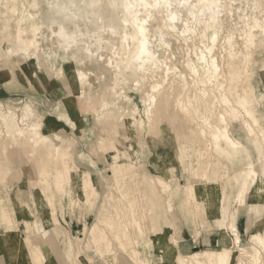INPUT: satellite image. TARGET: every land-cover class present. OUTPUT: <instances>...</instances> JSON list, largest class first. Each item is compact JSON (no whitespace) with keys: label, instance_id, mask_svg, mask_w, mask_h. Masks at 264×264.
<instances>
[{"label":"rangeland","instance_id":"1","mask_svg":"<svg viewBox=\"0 0 264 264\" xmlns=\"http://www.w3.org/2000/svg\"><path fill=\"white\" fill-rule=\"evenodd\" d=\"M16 1L0 0V80L9 79L5 92L0 93V107L8 108L10 113L22 114L30 106L28 121L40 123L38 130L56 143L59 139L65 142L62 147L67 168L64 166L61 173H55L54 162L50 161L46 166L47 160L44 164L49 173L42 171L40 174V158L31 154V147L20 139L10 142L2 136L0 166L6 175L0 174V264H38L15 252L18 243L23 245L26 254L30 252L26 240L40 245L47 254H53L56 264H136L130 255L134 250L151 256L150 264H158L159 257L162 264H173V261L167 263L165 252L172 245L180 244V240L172 241L177 226L187 234L212 225L211 228L218 229V235L222 237L223 231L229 230L224 224L233 221L241 245L250 246V229L264 218V207L258 208L248 195L245 197L250 187V169L257 166L259 160L254 143L246 138L238 123L230 121L231 137L239 138L249 152H244L241 146L234 157L212 148L211 140L205 134L208 130H203L207 129L205 120L209 116L188 118L177 103L179 97L186 102L184 93L181 96L177 89L178 74L182 71L190 75L185 66L186 59H196L195 52L202 47L201 23L191 25L195 29L193 35H180L185 29L184 22L193 20L187 8L196 0H188L180 9L181 19L174 25L181 32L178 28L176 32H170L166 27H160L167 17L165 12H154L149 17L147 27L151 46L157 58L162 59L161 62L164 60V65L138 82L135 76L127 75L128 70L117 75L126 61L127 47L133 48L131 39H127V43L123 39L129 32L127 26H120L117 33H112L108 26L111 22L106 21V26L95 33L97 24L88 18L80 20L78 27L69 23L68 29L79 42L66 47L57 35L58 24L42 22L45 21L46 4L36 9L31 7L33 0ZM178 2L176 0L174 4ZM223 3L228 5L229 11L221 15L225 23L214 48L221 66L226 53V37L232 33L235 47L239 46L236 49L242 48L241 52L247 53L241 35L245 22L264 8V0H223ZM11 5L13 8L7 10ZM145 13L141 11V15ZM23 14H29L28 17L32 14L30 18L36 21V33L30 30L28 21H20ZM102 23L104 21H98V25L102 26ZM19 33L27 39L37 40L29 56L13 51ZM34 51L37 56L33 55ZM166 66L175 68L177 75L170 73L167 78ZM241 66V69L249 70L248 81L241 77L237 65L231 75L233 88L230 91L235 98H241L244 96L242 86L251 85L240 110L244 113L242 107L247 105L264 128L263 45L258 44L254 50L251 66L243 62ZM188 81H192L190 76ZM153 82L160 84L161 91L154 92L157 100L149 121L143 98ZM104 102H108L106 107L102 106ZM188 104L190 109L194 101ZM244 116L249 118L248 112ZM134 119L141 122L135 125ZM116 156L122 165L115 171ZM197 168L199 170L195 171ZM43 178L49 183L47 180L44 183ZM150 178L160 184L170 181L173 187L178 185L181 189L170 195L161 191L158 185L152 191L148 184ZM189 183L198 184L197 197L187 202L183 190ZM225 194L227 201L222 203L229 204L227 213H230L226 219L222 214L214 215L216 207L222 204L219 195ZM169 206L174 214L169 212ZM248 210L251 218L250 226L246 228L244 220ZM220 219L223 226L213 224ZM99 221L98 233L102 234L92 237L86 232V226ZM167 238L171 241H166ZM69 242H72L70 249L67 247ZM148 242L151 248L147 247ZM223 248L225 244L221 239L220 245L191 247V253ZM262 262L264 264V258Z\"/></svg>","mask_w":264,"mask_h":264},{"label":"bare ground","instance_id":"2","mask_svg":"<svg viewBox=\"0 0 264 264\" xmlns=\"http://www.w3.org/2000/svg\"><path fill=\"white\" fill-rule=\"evenodd\" d=\"M174 1L176 0H172L173 4ZM143 2L148 4H155L157 0H143ZM160 2L163 3V0H160ZM187 3L188 0H186V5ZM17 4L18 3L16 1L15 7H17ZM44 4H46V7L43 14V18L45 19V21H42L43 24L44 23L45 24L47 23L48 25L58 24L59 31L57 35L59 37L60 42H63L64 45H66V47L70 45H77L79 42L78 39L75 38L73 32L68 29L69 23H73L78 27V23L80 20H85L86 18H88L93 24H97V27L94 30L95 33H99L101 28L103 26H106V21L111 22L108 26L111 29L112 33H117V31L119 30L118 28L120 26H123V28L127 26L129 28V32L127 31L123 35V39L126 40V43H127V39H131L133 48H131L132 46L131 47L128 46L129 48L127 47V52H126L127 57L125 56L126 61L124 62V66L120 68L117 75H119L123 71L128 70L129 73H127V75L131 77L135 76L136 77L135 80H137V82L140 80H144L143 78H146V76L149 73L157 72L158 70L162 69L161 66L164 62V60L163 62H161L162 61L161 58H160L161 61L157 58L156 56L157 54H155V50L152 49L151 46L152 43L150 42V38H149V31H148L149 28L147 27V24H145V21H147L149 17H152L151 15H153L154 12L155 13L165 12L167 13V17L164 19V22H162L163 24H161L160 27L161 28L166 27L170 32L173 31V28H175L176 30L179 29L178 27L177 29L176 26L173 24V22L170 20L168 16L169 9L164 7L144 8L141 6V0H33V2L31 3V7L37 9ZM227 6H228L227 4L225 5L223 3V0H196L195 4L192 3V5H190V8L189 9L187 8L190 16L192 15V17L194 18L195 23L196 24L201 23L203 25L200 26V28L202 27L201 29L202 33H200L202 39L201 40L202 47L199 46L200 47L199 48L198 46L195 45L200 49V51L198 49L195 52L196 59H193L192 57L189 58L188 60L186 59L185 66L189 70L190 75H187L182 71L179 72L178 74V77L180 78L179 80L180 83L177 85V89L180 90L181 96L184 93L186 97V102L184 101L183 98L179 97L177 99L178 100L177 103L181 112H184L188 118L193 117L194 115L196 117L209 116L210 118L208 117V120H205L206 122L205 125L207 129L203 128V130L205 131L208 130L207 133L205 134L209 137V140H211L212 148L216 150L219 149V151L223 153L231 154L234 157L238 155L241 146L244 152L247 153L249 152V149L244 145L245 143L243 144V142L239 138L236 140L233 137H231L232 135L229 129L230 121H235L241 126L246 138L250 140L252 143H254L259 156V160L257 161V166H253L250 169L251 171L250 185H249L250 187L246 192L245 197H247L248 195L254 203L264 204V128L260 127V125L257 122L258 118H255L256 116L253 115V112L249 110L247 105L246 107L243 106L242 109L244 110L243 111L244 113L248 112L250 119L245 118L244 113H242V111L240 110L242 106V101L245 99V96L248 97V91H249L248 88L249 87L251 88V85L249 86L248 83L242 86V89H244V94H243L244 96H242L241 98H239V96L235 98V96L232 95L230 91V89L233 88L231 75L234 73V67L238 65V71L241 72L240 73L241 77L246 81H248L249 70L246 69L245 67L241 69L242 62L245 63L246 66H251V60L253 59L254 56V50L257 49L258 44L263 45L264 47V8L260 11L257 10V12L258 11L259 12L253 14L251 20H247L245 22V27L244 29L242 28L243 32L241 30L242 32L241 35H243L242 38L243 40H245V44H246L245 48L248 49L247 53H243L244 51L241 52L242 48L240 51H238L236 48L239 46L235 47L232 41L233 40L232 33L230 35L228 34L229 36L226 37L227 42L224 43L226 53L224 57H222L221 54V57L224 59V62L221 61L222 58H220L221 64L223 62L221 66L218 59L219 54L217 55V53L214 52V48L217 40L220 39L218 38L220 34L219 31L221 30L224 22V20L221 19V15L226 10L229 11ZM7 7H8L7 10H9L13 8V5ZM196 7H198V9ZM195 8L197 10H195ZM141 11H146V13L144 15H141ZM171 11L174 14H176L180 12V9L174 7ZM236 11L239 12V10ZM229 13L231 14L232 12ZM28 16L29 14L26 15L23 14L22 17L20 16L21 18L20 21L23 20L28 21L31 26L30 30L36 33V31H34L36 21H33V19H31L32 14H30L31 18ZM99 20L104 21V23H102V26L98 25ZM226 22H228V20ZM237 22H239V20ZM236 25H238V23ZM140 26H143L145 29V33L143 36L140 35ZM183 31H185V29ZM160 35L162 36V31L160 32ZM212 35H216V42L214 45L211 41ZM194 36H192V38ZM205 36H207V39H204ZM143 40H147V51L151 53V57H147V56L143 57L144 60L149 62L141 66L140 61L137 60V56H139V49L141 47V43ZM96 41L99 44L100 39L97 38ZM36 45H37L36 38L27 39L24 35H22V33H19L15 39V46L13 47V51L16 54L17 53L25 54V55L28 54L27 56H29L31 55V51H33L32 50L33 47H35ZM254 46H256V49L253 50ZM190 48L191 47H189L188 49ZM222 50H224V48ZM193 51H195L194 48ZM35 52L36 51H34V53ZM33 55L37 56L36 53ZM200 56H202L203 59L207 60L208 62L202 63V60L198 58ZM213 61H215L214 65L212 64ZM165 69H166L165 75L167 76V78L170 73L175 72V68H172L171 66H166ZM78 75L82 76V73L79 72ZM189 76L192 79L190 83L188 81ZM178 77H176L177 81L179 79ZM166 79L163 80L166 81ZM170 82H172V80ZM81 83L84 84L85 82L83 81ZM154 87L156 88L155 92H157L158 94V91L160 90L159 89L160 84L158 82L157 83L153 82L147 96L143 98V104L145 105V112L147 114V118L149 121L152 120V116L154 113L153 108H155L154 106L156 105V100H157L156 99L157 95H155L153 92ZM192 100L194 101V105L193 107L190 106L189 109L188 103L191 102ZM107 103L104 102L102 106L106 107ZM29 107L30 106H27L25 108L26 112L22 114L10 113L8 108L0 107V117L2 119V122L0 123V141L3 135L7 137V139L10 142L12 141L14 142L18 139L24 141V143L27 144L26 146L31 147L32 149L31 154L36 155L40 158L39 159L40 164L38 165L40 174L42 173V171L49 173V171L46 169V166L49 165L50 161L52 164L54 162L55 173L59 174L61 173V171H63L64 166L65 168H67L66 167L67 161L63 159V147H62L63 143L65 142L63 141V139H59V143H56L54 139H51L49 136L45 134H42L38 130L40 123L38 124L37 121H33L32 123H30L28 121L30 115ZM136 107L137 105L135 106V108ZM140 122H138L136 119L132 121V123H134L135 125L136 123L138 124ZM24 127H26V131ZM205 131H203L202 133H204ZM15 148H19V147L15 146ZM47 160L49 161L48 164L45 166L44 163H46ZM120 165L122 164L121 162L118 161V157L116 156L114 161L115 171L120 170L119 168ZM198 170H199L198 168L195 169V171ZM5 173H6L5 170L0 166V174H3V176H5L6 175ZM43 179L45 183L47 179L46 178ZM148 184L150 190L155 191L159 185L161 191L169 192L170 195H174V193L177 194V192L180 191L181 189V187L178 185H176V187H173L170 181L163 182L160 184L159 182L155 181L154 178H150ZM197 185L194 183H189L185 186L183 192H184V199L187 202L188 200L197 197L196 196ZM218 185L220 184L218 183ZM224 196L219 195V202L222 203L223 200H225V202L227 201L226 194ZM225 202L216 207V212L214 213L215 216L222 214L224 219H226V217L228 218L230 214L227 213L228 211L227 208L229 204L225 205ZM168 210L171 214H174L173 208L171 206L168 207ZM231 216L233 217V215ZM262 220L263 221L260 224L255 226L253 229H250V238H249L250 246L241 245V239H239V231L238 228L233 223L234 222L233 221L230 222V224H224L226 229L230 230V231L229 230L223 231L222 241L225 244V248L220 250L214 249L211 251L199 250L184 255L180 252L179 245L174 244L171 246L170 249L166 250L165 252L167 263L173 261V264H211V262L215 264H263L262 261L264 258L263 257L264 218ZM215 222L218 225L223 226V224L221 223V219ZM99 223L100 221L95 222L91 226H86V232L90 233L92 237L94 236L97 237L100 234H102V232L98 233V231L100 232ZM96 232L98 233V235L95 234ZM232 235L235 237L233 238ZM181 238H182L181 229H179V227L177 226L172 241L177 243ZM26 241L30 247V252H27L26 254L23 245L18 243V245L14 247V250L17 254L21 253L25 255L24 257L26 259L28 258L27 259L28 261H30L31 259L33 262L35 261L38 264H56V261L54 259L55 257H53V254H50V252H48L47 254L42 250L40 245L32 244L29 242V240ZM166 241L170 242L171 239L169 240L167 238ZM71 243L72 242H69V246H67L68 249L72 248ZM147 245H148L147 247L151 248L149 246V242ZM233 245L234 247H232ZM144 254L145 252H140V251L138 252L137 250H134L133 252L131 251L130 255L132 260L134 259L136 261V264H150L151 256L148 257ZM175 259L176 262L174 261ZM158 264H162L161 257H159Z\"/></svg>","mask_w":264,"mask_h":264},{"label":"crops","instance_id":"3","mask_svg":"<svg viewBox=\"0 0 264 264\" xmlns=\"http://www.w3.org/2000/svg\"><path fill=\"white\" fill-rule=\"evenodd\" d=\"M8 81H9V79H7L5 81L0 80V93L5 92V90H6L5 85L9 84ZM252 204L254 205V202ZM255 205H257L258 208L264 207L263 203H259V204L256 203ZM250 213H251L250 210H248L245 213L244 224H245L246 228L247 227L249 228V226H250L249 225V223H250L249 221L251 218ZM213 224H216V222L214 221ZM242 224L243 223H241V225ZM211 227H212V225H209V228H205V230L200 229V230H197L198 232L197 231L195 232V230H193L192 232H189L187 234L183 233V231L181 230L182 238L180 239V244H179L180 251L184 254H188V253H191V251H192L191 247L194 248L195 246H199L201 244H205L208 247H211L213 245H220V242H221V239L223 238V235H222V237H220L218 235L219 234V232L217 231L218 229L215 230V228H211ZM199 233H200V235H199ZM202 250H205V249H202Z\"/></svg>","mask_w":264,"mask_h":264},{"label":"snow or ice","instance_id":"4","mask_svg":"<svg viewBox=\"0 0 264 264\" xmlns=\"http://www.w3.org/2000/svg\"><path fill=\"white\" fill-rule=\"evenodd\" d=\"M141 6L144 8H167L169 9L168 12V16L170 18V20L173 22V24H175V22L180 19V14L176 13L174 14L171 10L175 7V8H179L182 9L186 6V0H179L178 3L173 4L172 0H163V3L160 2V0H157V2L155 4H148V3H144L143 0H141ZM181 23H183V20H181ZM145 24H147V21H145ZM195 24V20L193 18V20L190 23H184V28L185 31L181 32L180 35L187 37L190 33L194 34L195 33V29L194 27H192L191 25ZM176 29L173 28V31H175ZM145 33V29L143 26H140V35L143 36ZM204 39H207V36L204 37ZM211 41L213 43V45L216 42V35H212L211 36ZM210 51V50H209ZM151 57V53L147 51V40H143L141 43V47L139 49V56H137V60L140 61L141 66H143L145 63H148L149 61H146L143 59V57ZM202 60V63H207V60H204L202 56L198 57ZM101 59H103V57H101ZM212 64H215V61L212 62ZM156 91V88H153V92Z\"/></svg>","mask_w":264,"mask_h":264}]
</instances>
